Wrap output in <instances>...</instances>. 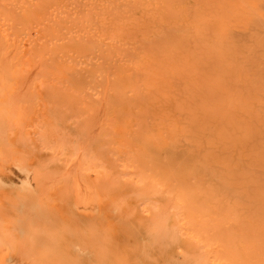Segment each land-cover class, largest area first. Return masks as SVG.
I'll list each match as a JSON object with an SVG mask.
<instances>
[{"label": "bare ground", "instance_id": "6f19581e", "mask_svg": "<svg viewBox=\"0 0 264 264\" xmlns=\"http://www.w3.org/2000/svg\"><path fill=\"white\" fill-rule=\"evenodd\" d=\"M0 264H264V0H0Z\"/></svg>", "mask_w": 264, "mask_h": 264}]
</instances>
